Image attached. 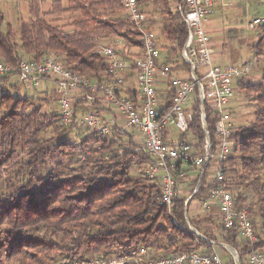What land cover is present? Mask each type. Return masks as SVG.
Here are the masks:
<instances>
[{"label": "trees", "instance_id": "trees-1", "mask_svg": "<svg viewBox=\"0 0 264 264\" xmlns=\"http://www.w3.org/2000/svg\"><path fill=\"white\" fill-rule=\"evenodd\" d=\"M68 1L84 15L74 24L73 33H64L40 17L33 25L21 26L18 42L0 10V26L5 25V33L0 31V62L16 67L24 57L40 62L51 56L79 75L102 81L106 62L94 51L99 39L121 36L131 47L140 48L118 0ZM180 1L138 0V4L149 29H154L155 19L147 8L161 9V37L170 45L161 56L186 71L178 58L187 37L175 12ZM256 27L264 30V20ZM251 49L255 55L264 50V34ZM260 72L255 82L249 80L251 72L234 83L235 91L252 103V119L234 129L231 155L220 183L231 194L236 212L246 211L256 237L251 244L241 240L236 228L228 231L219 223L204 237L191 225L188 207L193 200L201 203L211 188L208 168L198 192L187 204L185 198H176L169 212L158 204V181L146 175L151 160L136 152L132 134L98 137L91 132L70 139L80 126L74 122L63 126L58 114L44 113L36 98L10 94L16 88L6 86L7 77L0 79L1 90L7 89L0 93V264H89L141 247L148 250L151 260L193 252L211 255L213 250L223 253L220 244L235 250L242 264L250 250L264 251V68ZM204 106L214 148L218 144L215 113ZM195 108L190 132L180 138L190 139L193 147L201 149L204 133ZM191 168L195 170L183 167L179 178H185ZM187 222L204 239L190 232Z\"/></svg>", "mask_w": 264, "mask_h": 264}, {"label": "built area", "instance_id": "built-area-1", "mask_svg": "<svg viewBox=\"0 0 264 264\" xmlns=\"http://www.w3.org/2000/svg\"><path fill=\"white\" fill-rule=\"evenodd\" d=\"M118 2L126 9L128 22L139 35L140 48L134 59L118 54L124 46L120 37L112 45L98 48L96 53L106 62L104 80L79 75L67 69L61 61L50 58L40 62L21 59L16 67L0 62V79L14 73L22 89L29 92L38 89L43 82L52 85L63 126L74 122L98 137L135 132L137 135H132L136 152H141L151 160L146 175L159 184L158 204L169 212L178 198V179L183 174V167H194L199 176L185 204L198 192L201 178L208 167L211 188L199 204L201 209L210 212L216 208L224 229L230 231L236 228L241 240L254 243L256 237L246 211L236 212L231 194L220 183L224 179V164L233 147L232 116L229 110L235 93L233 86L237 80L250 75L255 61L224 66L214 63L210 36L203 26L211 14V0H181L175 7V12L187 29L185 43L178 55L179 62L187 66L186 71L178 68L174 60L161 56L160 38L148 28L147 16L138 0ZM262 22L263 19L255 18L248 27L254 29ZM125 52L129 50L125 48ZM132 79L133 86L125 90L127 81ZM191 98L193 101L189 103ZM204 104L215 113L214 130L219 141L214 148L211 147L207 131ZM78 107L83 109L82 115H76ZM195 107L198 108L201 127L206 133L201 150L193 147L190 139L180 138L190 132ZM187 227L190 232L204 239L188 222ZM221 247L225 251L228 246ZM227 252L233 264L235 259L239 264L237 252L233 249ZM223 260L217 250H213L211 255L193 252L170 254L151 260L148 250L141 247L119 257L94 259L89 264H126L129 261L137 264H225ZM244 261L246 264H264V251L252 249Z\"/></svg>", "mask_w": 264, "mask_h": 264}, {"label": "rangeland", "instance_id": "rangeland-1", "mask_svg": "<svg viewBox=\"0 0 264 264\" xmlns=\"http://www.w3.org/2000/svg\"><path fill=\"white\" fill-rule=\"evenodd\" d=\"M217 1L227 5L230 0H217ZM233 2L236 5V7L238 5H240L241 7L240 8L237 7L236 9L228 8L225 10L220 8L216 10V12L214 11L213 13L211 11V14L207 17V20L203 26H206L208 28L210 26L218 25L219 34L214 35L216 38L210 37V45L211 48L214 50L213 53H217V52L220 53L221 60H219L217 64L240 65L241 63L245 64L255 61V66L252 69L251 76L249 77L250 81L255 82V80H258L260 78L261 75L260 69L264 68V50L260 54L255 55L251 47L254 44H256L257 38H259V36H262L264 34V30L262 28H257V27L255 29H249L248 24L251 23L255 18L264 20V0H233ZM119 4L122 6L121 14L125 16L126 19L128 20L126 9L120 2ZM148 8L147 10L150 11L149 13L151 14V18L155 19L154 29L151 30L156 32L157 35L159 36L161 54L162 56H165L163 55V52H166L168 49H170L169 47L170 45L165 40V38H163V36L161 37V32H160L161 9L158 8L157 6L156 7L150 6ZM0 10L4 14L5 22L9 24L11 27L12 36L15 42L19 41L21 26L23 24H27L29 26L33 25V23L37 18L41 17L40 19L45 20L46 22L50 23L53 26H57L64 33H73L75 28L74 24L77 21L82 20L84 18L83 13L75 11L73 9V6L68 0H0ZM236 13L238 15H236ZM88 26L90 28H93L94 23L89 22ZM0 31L5 33V25L0 26ZM136 34L139 39V35L137 32ZM118 37L122 38L121 36L114 35L99 39L95 46V50H94L95 53L97 52L98 48H100L101 46L112 45L113 41ZM122 39L124 46L123 49L118 52V54L122 57L125 58L127 57L128 59H130V57L134 59L137 56L136 53H138L139 48L131 47V45H128L127 41L124 38ZM125 48L126 50L127 49L129 50L128 53L125 52ZM178 55H179V51H178ZM226 57L227 59L228 57L231 59L230 62L229 60L226 61ZM46 58L54 59L51 56ZM22 59L27 60L25 57ZM8 84L16 88L15 90L8 91L10 94L14 96L18 94L19 96L36 98L39 101V105L41 106L42 111L44 113L48 115L58 114L59 108H58L57 96L54 88L49 83L42 84L44 86L41 85L38 89L32 90L30 92L24 91L22 89L21 84L18 83L17 76L13 75L8 77V82L6 86H8ZM133 84H134L133 79L128 80L125 86V90H127L128 87H132ZM42 87L46 88L47 90L42 91L43 89ZM2 92H7V89L6 91H3V89L1 90L0 88V93ZM234 92H235L234 96L230 102L231 106H229V110L232 116L233 133H234V129L239 127V125L243 126L251 121L252 119L251 112L253 109L252 108L253 106L251 105L252 103L250 104L249 99L245 96L244 93H240L237 91ZM192 101L193 98L190 99L189 103ZM81 110L83 109L79 107L76 108V115H82L83 112ZM172 131L176 133L174 129H172ZM90 133L91 132L85 128L77 127V129L74 130L73 135L70 136V139H74L78 137L83 138L85 136H88ZM233 133H231V139ZM128 134L135 135L136 133L128 132ZM205 134L206 133H204V135ZM203 146L204 143L201 147ZM236 168L238 169L237 166ZM184 175L185 178L178 179L179 188H178L177 196L186 199L191 194V190L193 189L196 181V176H198V171L191 168ZM233 191L236 193V190ZM197 203L198 201L195 200L191 202L188 211V217H189L188 219H190L189 221L191 225H193L196 228V230L198 229L197 231L203 233L202 235L205 237L206 234L204 235V233L208 232V226L204 224L206 222L204 220L209 219L210 221L209 223L213 228L215 226L217 228L219 222H217V220L215 219V215H216L215 210H212L210 212L207 211L208 212L207 213L204 210H202L199 205L197 208ZM193 204H195V207H193ZM248 204L250 203H246L245 205ZM192 207H193V211H192ZM190 227L194 229L192 226ZM215 238L218 240V242H220L217 233L215 234ZM221 251L223 250L221 249ZM227 253H228L227 250H225V252L223 251V253L220 254L223 256L224 258L223 262L225 264H231V257ZM242 264H246L245 261H243Z\"/></svg>", "mask_w": 264, "mask_h": 264}, {"label": "crops", "instance_id": "crops-1", "mask_svg": "<svg viewBox=\"0 0 264 264\" xmlns=\"http://www.w3.org/2000/svg\"><path fill=\"white\" fill-rule=\"evenodd\" d=\"M238 8H240L241 6L240 5H238L237 6ZM236 7V5L234 4V2H233V0H230L229 2H228V4L227 5H225V4H223L222 2H219V1H217V0H211V5H210V10L212 11V13L215 11L216 12V10H218V9H220V8H222V9H228V8H234V9H236L237 8ZM236 15H238L237 13H236ZM215 23V22H214ZM205 28H206V30H207V33L209 34V36L212 38V37H215L214 35L216 34H219V28H218V25H214V26H210V27H206L205 26ZM232 28H235V27H232ZM218 37V36H217ZM216 38V37H215ZM210 51H211V55H212V58H213V61H214V63L216 64V65H219V64H217L218 63V61L219 60H221V57H220V53H213L214 52V50L211 48V45H210ZM227 60H229V62H230V58L228 57V59H227V57H226V61ZM242 64V63H241ZM224 65H226V64H223V65H219V66H224ZM47 82H43V84H46ZM42 86H44V85H42ZM43 88V87H42ZM47 89L46 88H43L42 89V91H46ZM191 205V204H190ZM198 203H197V208H198ZM200 206V205H199ZM193 207H195V204H193ZM193 207H192V211H193ZM189 208H190V206L188 207V211H189ZM212 210H215V219L217 220V222H219L220 223V221H219V214H218V211L216 210V208L214 209H212ZM211 211V210H210ZM190 213V212H189ZM208 213V212H207ZM204 221H206L204 224L206 225V226H208V231H211V232H213L214 231V229H213V227L211 226V224L209 223L210 221H209V219H205Z\"/></svg>", "mask_w": 264, "mask_h": 264}, {"label": "water", "instance_id": "water-1", "mask_svg": "<svg viewBox=\"0 0 264 264\" xmlns=\"http://www.w3.org/2000/svg\"><path fill=\"white\" fill-rule=\"evenodd\" d=\"M227 250H229L230 252H232V249L227 247ZM235 264H238L237 260L235 259Z\"/></svg>", "mask_w": 264, "mask_h": 264}]
</instances>
